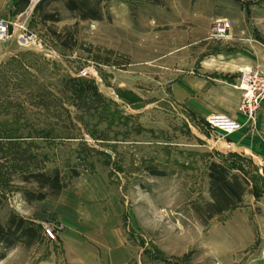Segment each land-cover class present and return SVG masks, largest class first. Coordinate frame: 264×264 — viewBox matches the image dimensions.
<instances>
[{
	"label": "rangeland",
	"instance_id": "374dc122",
	"mask_svg": "<svg viewBox=\"0 0 264 264\" xmlns=\"http://www.w3.org/2000/svg\"><path fill=\"white\" fill-rule=\"evenodd\" d=\"M17 4L0 40V264H68L56 233L48 241L43 232H61L45 218L61 193L111 209L140 264H177L163 253L179 244V226L202 222L209 165L222 154L207 140L219 132L186 112L174 86L200 91L195 82L249 69L264 76V0ZM218 19L231 29L214 41ZM16 23L38 46L20 42ZM37 172L57 174L60 190L30 177Z\"/></svg>",
	"mask_w": 264,
	"mask_h": 264
},
{
	"label": "crops",
	"instance_id": "0c3cea01",
	"mask_svg": "<svg viewBox=\"0 0 264 264\" xmlns=\"http://www.w3.org/2000/svg\"><path fill=\"white\" fill-rule=\"evenodd\" d=\"M7 2L10 7L1 9L0 17L21 12L16 0H0V8ZM183 84L178 81L174 92L183 87L184 95L177 92V99L190 115L205 121L211 114L223 113L243 125L235 133H218L217 140L207 139L210 147L222 154L220 161L213 162L225 170L224 183H236L239 191L228 207L218 210L215 189L210 186L205 195L209 210L201 212L202 222L179 226V244L163 257L177 264H264V102L254 121L245 123L236 110L240 95L232 87L234 78L195 82L200 91H194L192 83ZM78 199L71 205L69 195L61 193L56 210L45 215L50 219L48 226L59 224L61 232L54 233L68 264H140V251L134 254L122 222L112 210L81 208ZM38 215L32 219L34 223L41 220ZM187 233H194V237L187 238Z\"/></svg>",
	"mask_w": 264,
	"mask_h": 264
},
{
	"label": "built area",
	"instance_id": "2783aa9c",
	"mask_svg": "<svg viewBox=\"0 0 264 264\" xmlns=\"http://www.w3.org/2000/svg\"><path fill=\"white\" fill-rule=\"evenodd\" d=\"M11 25L12 23L6 17H0V40L9 36ZM14 25L19 30L17 37L21 43L38 46L35 34L27 32L24 23H16ZM230 29L231 23L226 19L214 20L211 22L208 37L214 41L226 39ZM88 75V70H82L79 73V76L83 77ZM232 87L240 95L236 110L243 117L245 123L253 122L260 104L264 102V76L255 69L241 71ZM205 124L206 126L214 128L221 135L235 133L243 127L237 120L223 113L209 115L205 120ZM43 232L48 241L55 239V233H52V229H48L47 226H43Z\"/></svg>",
	"mask_w": 264,
	"mask_h": 264
},
{
	"label": "trees",
	"instance_id": "16d2710c",
	"mask_svg": "<svg viewBox=\"0 0 264 264\" xmlns=\"http://www.w3.org/2000/svg\"><path fill=\"white\" fill-rule=\"evenodd\" d=\"M69 9L72 11L74 10V4L68 6ZM85 17V16H84ZM209 167L213 170L212 172L209 173V182H210V186H213V189H215V197L217 198L216 202V208L218 210L220 209H224L225 207H228L229 204L231 202H233L234 198L236 199L239 188L238 185L236 183H233L231 185L224 183L223 180V174L225 173V170L222 169L220 166L211 163L209 165ZM30 177L35 178V180H37V178L40 181V177H41V181L45 182L47 181L46 185L48 184V186L53 189V190H60V187L58 186V176L57 174H53L51 178H46L45 175L41 174L40 172H37L36 174H31ZM49 181V183H48ZM42 186V184H41ZM209 186V188H210ZM31 197V195H29ZM43 195L37 194V198H42ZM21 223L22 220H19V222H17L15 224V229L18 231L21 228ZM23 233H27L30 237L34 236V230L32 228H28V227H24V231L21 230ZM3 232V227L0 226V234Z\"/></svg>",
	"mask_w": 264,
	"mask_h": 264
}]
</instances>
